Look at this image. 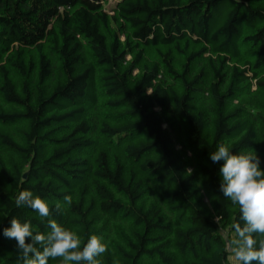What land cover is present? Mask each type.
I'll return each instance as SVG.
<instances>
[{
  "label": "trees",
  "instance_id": "1",
  "mask_svg": "<svg viewBox=\"0 0 264 264\" xmlns=\"http://www.w3.org/2000/svg\"><path fill=\"white\" fill-rule=\"evenodd\" d=\"M107 2L0 0V264L13 217L50 231L24 190L102 264H228L242 221L209 154L264 169V0Z\"/></svg>",
  "mask_w": 264,
  "mask_h": 264
},
{
  "label": "clouds",
  "instance_id": "2",
  "mask_svg": "<svg viewBox=\"0 0 264 264\" xmlns=\"http://www.w3.org/2000/svg\"><path fill=\"white\" fill-rule=\"evenodd\" d=\"M209 159L213 163L223 162L219 168V190L224 198L239 206L242 221L233 225L235 237L229 241L232 255L227 257L228 261L230 264H264V239L258 242L255 238L264 236V169L259 154L253 148L236 154L227 144H218ZM64 201L71 205L72 197L66 195ZM15 204L36 211L50 228L47 234H34L30 221L11 219L10 227L4 228L2 234L16 241L18 264H49L50 259H59L61 264H102L99 258L108 251V245L101 236L90 235L82 247L80 236L51 219L48 202L32 191H21Z\"/></svg>",
  "mask_w": 264,
  "mask_h": 264
},
{
  "label": "rangeland",
  "instance_id": "3",
  "mask_svg": "<svg viewBox=\"0 0 264 264\" xmlns=\"http://www.w3.org/2000/svg\"><path fill=\"white\" fill-rule=\"evenodd\" d=\"M108 2V4L106 5V7L107 8H105V9H108V8H110V7H112L113 5H114V3L116 2V0H107ZM252 85H253V87H252V90L254 91L255 90V81H253L252 82ZM203 201L205 202V203H207V200L205 199V198H203ZM229 252H231L230 250H229ZM231 255H232V252H231Z\"/></svg>",
  "mask_w": 264,
  "mask_h": 264
},
{
  "label": "built area",
  "instance_id": "4",
  "mask_svg": "<svg viewBox=\"0 0 264 264\" xmlns=\"http://www.w3.org/2000/svg\"><path fill=\"white\" fill-rule=\"evenodd\" d=\"M224 235H226L225 233H223ZM226 244H227V248H228V251L230 250L229 249V247H228V245H229V243H228V241L226 242ZM231 253V252H230ZM231 256V255H230ZM228 264H230V262L228 263Z\"/></svg>",
  "mask_w": 264,
  "mask_h": 264
},
{
  "label": "water",
  "instance_id": "5",
  "mask_svg": "<svg viewBox=\"0 0 264 264\" xmlns=\"http://www.w3.org/2000/svg\"><path fill=\"white\" fill-rule=\"evenodd\" d=\"M26 177V175L24 176V178Z\"/></svg>",
  "mask_w": 264,
  "mask_h": 264
}]
</instances>
